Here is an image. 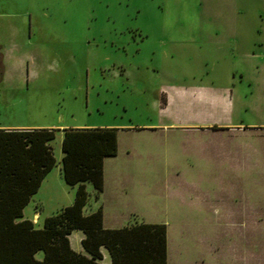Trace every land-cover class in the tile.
<instances>
[{
    "label": "rangeland",
    "instance_id": "374dc122",
    "mask_svg": "<svg viewBox=\"0 0 264 264\" xmlns=\"http://www.w3.org/2000/svg\"><path fill=\"white\" fill-rule=\"evenodd\" d=\"M33 127L56 129L35 226L78 187L63 128L114 127L86 212L165 224L168 264H264V0H0V128Z\"/></svg>",
    "mask_w": 264,
    "mask_h": 264
},
{
    "label": "trees",
    "instance_id": "16d2710c",
    "mask_svg": "<svg viewBox=\"0 0 264 264\" xmlns=\"http://www.w3.org/2000/svg\"><path fill=\"white\" fill-rule=\"evenodd\" d=\"M55 128H0V264H168L163 223L135 221L105 227L103 210L86 212L90 195L103 192V162L117 153V128H63L60 171L63 181L78 185L71 204L46 216L41 227L23 217L25 206L56 165L51 141ZM90 183L92 193L86 190ZM81 230L83 251L69 235Z\"/></svg>",
    "mask_w": 264,
    "mask_h": 264
},
{
    "label": "crops",
    "instance_id": "0c3cea01",
    "mask_svg": "<svg viewBox=\"0 0 264 264\" xmlns=\"http://www.w3.org/2000/svg\"><path fill=\"white\" fill-rule=\"evenodd\" d=\"M58 168H59V165H58ZM49 173V172H48ZM47 173V174H48ZM59 173H60V171H59ZM61 175V174H60ZM62 177V176H61ZM63 179V178H62ZM42 183H43V180H42V182H41V184H40V186H42ZM40 186H39V188H40ZM39 188H38V190H39ZM37 190V191H38ZM66 206V205H65ZM62 207H64V206H62ZM61 207V208H62ZM23 217L24 218H28V219H30V220H32L34 223H36V219H38L39 220V218H40V216H39V212L38 211H34V213H33V215L31 216V217H26L25 215H24V213H23ZM44 220V219H43ZM37 223H38V221H37ZM43 223V222H42ZM39 227H41V226H39ZM80 238H82V237H80ZM79 238V239H80ZM77 251H82V250H78V249H76ZM228 259V258H227ZM230 259V258H229ZM242 262H240V264H255V263H253V262H251V260H245V259H240ZM195 264H211V263H205V261L204 260H201V262H199V263H195ZM212 264H214V263H212ZM230 264H236V263H230Z\"/></svg>",
    "mask_w": 264,
    "mask_h": 264
}]
</instances>
